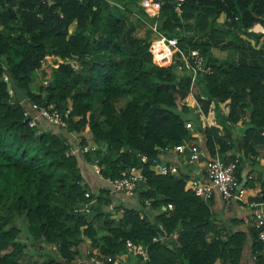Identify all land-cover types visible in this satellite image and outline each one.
<instances>
[{
    "label": "trees",
    "instance_id": "1",
    "mask_svg": "<svg viewBox=\"0 0 264 264\" xmlns=\"http://www.w3.org/2000/svg\"><path fill=\"white\" fill-rule=\"evenodd\" d=\"M145 5L153 6L152 15ZM219 12L239 29L259 24L264 35V0H183L178 11L168 0H0V264H81L75 257L83 249L97 257L124 253L116 264H239L245 232L219 227L209 200L193 193L188 174L160 149L200 140L209 157L239 153L253 172L257 161L249 154L264 143V65L198 51L209 70L194 74L193 91L207 96L204 111L209 98L215 101L219 134L182 102L191 70L183 64L176 74L175 47L168 58L154 59L159 50L134 31L149 21L165 43L170 37L179 42L193 29H210ZM47 55L58 62L42 65ZM5 69L27 102L67 109L66 128L42 119L29 126L23 104L7 91ZM187 119L192 130L183 125ZM85 144L93 149L83 151ZM136 153L173 162L177 171L156 173ZM93 161L110 178L140 164L145 180L127 202L101 181L90 191L82 172L93 174ZM257 172L255 199L264 201V169L259 165ZM254 182L250 175L243 186ZM91 199V219L73 211ZM248 234L247 252L263 264L262 243L253 228ZM125 239L144 246L145 257L124 252ZM27 245L38 249L25 251Z\"/></svg>",
    "mask_w": 264,
    "mask_h": 264
},
{
    "label": "built area",
    "instance_id": "2",
    "mask_svg": "<svg viewBox=\"0 0 264 264\" xmlns=\"http://www.w3.org/2000/svg\"><path fill=\"white\" fill-rule=\"evenodd\" d=\"M171 1L173 8L178 11L179 6L183 0H168ZM154 29V26L151 27ZM161 41L164 42V37L161 36ZM168 45L175 46V37H170L166 40ZM179 60L174 66L176 72H180L182 65L185 64L191 70L190 84L188 93L182 98V102L187 105L190 112L196 115L202 124L212 125L218 128V133L221 134L222 130L220 125L215 119L214 105L215 101L212 98L208 99L205 111L201 107V101L206 99L204 93L193 91V77L197 71L207 72L209 70L208 65L202 63L201 55L194 48L187 49L185 51H178ZM42 82H45L43 80ZM222 111L226 110V105L224 102L219 104ZM22 116L29 126H36L37 120L42 119L43 125H50L54 127H59L60 129L66 128V121L64 117L66 116L67 109L62 113L55 109L51 104L44 106L36 104L35 102H28L23 104ZM242 119L246 116L242 115ZM241 121L238 120L236 124ZM183 125L187 130L193 129V121L190 119L184 120ZM93 145L85 144L81 146L83 151L87 149H93ZM78 149L75 145L72 147L71 151ZM162 152L184 154V161L188 164L200 165L203 169V174L200 177H191L189 179V184L193 190V193L202 197L203 199H210L213 195H219L223 199H230L239 197L243 192V186L239 182V170L238 166L239 156L233 155L229 159L221 158L217 151H215L214 156L209 157L206 149L203 145L196 141L178 142L173 145H164L161 149ZM70 151V150H69ZM259 153H264V143H261L258 148V153L255 155L249 154V157L256 159L259 157ZM141 163L149 162L154 166V171L156 173H164L167 169L168 171L174 173L177 171V165L173 162L163 163L157 162L155 156L148 157L145 153H136ZM90 169L94 176L98 178L99 181L106 184L108 187V192L121 193L127 197L132 196V193L136 187H138L145 180V175L142 172L140 164L137 166H130L127 170L120 171L117 177H103L98 171V166L95 161L89 163ZM182 172V171H181ZM246 177H250L247 173ZM90 191H84V196L88 197ZM252 211H251V227L256 231V237L262 243L260 248L261 260L264 264V201L257 200L251 201ZM166 207L170 208V204L167 203ZM88 209L87 201H78L73 207V211L82 213L86 212ZM158 227L162 230L161 225ZM152 240L156 239V236L151 237ZM124 251H131L139 254L141 257H145L146 250L141 244L132 243L128 239L124 240ZM124 254L119 253L115 256L106 255L104 257H97L88 254L85 251V256L76 257L75 261L84 264H116V258L122 257ZM116 257V258H115Z\"/></svg>",
    "mask_w": 264,
    "mask_h": 264
},
{
    "label": "crops",
    "instance_id": "3",
    "mask_svg": "<svg viewBox=\"0 0 264 264\" xmlns=\"http://www.w3.org/2000/svg\"><path fill=\"white\" fill-rule=\"evenodd\" d=\"M145 7L154 11V9L148 5H145L144 9ZM148 15H152V12ZM224 19L225 18L222 12H219L215 17L212 26L210 25V29H205L202 33H198L197 29H193L184 35L182 41H176L177 47L180 50L194 48L199 51L201 49L213 57L225 58L231 62L245 64L260 63L264 65V35L261 33L260 25L253 23L252 26L247 29H239L234 25L226 24L229 20ZM143 25H145V28L139 26L137 31L135 27V33L139 36L147 37L150 43L159 50V54L155 55L154 59L168 58L170 56L171 46L161 41V36L156 34L157 32L151 28L154 26L153 23L149 24V21H145L143 22ZM235 128L237 130V127ZM71 136L69 134L68 138L75 142L77 137L74 136V138H72ZM183 142H187V139ZM99 146L102 151H106L105 143L99 142ZM183 155L184 154L182 153L176 154L170 152L166 154L165 157L172 159L173 162H177L180 171L185 173V171L190 170L196 177L200 176V174H202L200 165H185ZM256 161L257 166L260 165L264 169V153L259 154ZM246 166L249 171V164ZM257 166H254L253 172H250L252 177H254V185L248 187L243 186V192L239 197L223 199L219 195H214L209 200L210 207L219 227L221 224H231L233 228H237L245 232V242L240 253L239 264H254L251 255L247 252V245L249 240L248 231L251 229L250 223L252 220L251 201H253L255 196L259 193ZM82 174L88 177L90 188L94 190L99 182L98 178L93 174H90L87 170L83 171ZM114 195L119 196L120 199H125V202L126 200H132L131 197H127L123 194L115 193ZM87 205L88 211L85 213V217L87 219H91L95 214V201L91 200Z\"/></svg>",
    "mask_w": 264,
    "mask_h": 264
},
{
    "label": "water",
    "instance_id": "4",
    "mask_svg": "<svg viewBox=\"0 0 264 264\" xmlns=\"http://www.w3.org/2000/svg\"><path fill=\"white\" fill-rule=\"evenodd\" d=\"M169 2L171 3V1H169ZM5 72H6V79L8 81V85H9L10 91L13 94L12 98L14 100H16V101L21 102L22 104L26 103L27 99L24 97L25 89L17 86L14 83L11 75L7 72L6 69H5ZM239 166L241 167L239 182L242 184L244 182V180H245V175H246V172L248 170V167L246 165H244V161L242 159L239 160Z\"/></svg>",
    "mask_w": 264,
    "mask_h": 264
},
{
    "label": "clouds",
    "instance_id": "5",
    "mask_svg": "<svg viewBox=\"0 0 264 264\" xmlns=\"http://www.w3.org/2000/svg\"><path fill=\"white\" fill-rule=\"evenodd\" d=\"M153 30H155V29H153ZM156 31V30H155ZM156 34H158L159 36H161L158 32L156 33ZM173 47H175V49L177 50V52L180 50L178 47H177V45H176V38H175V46H172L171 47V52H172V48ZM181 51H185V50H181ZM171 52H170V54H171ZM56 62H58V59L56 60ZM175 71V70H174ZM176 72V71H175ZM178 73H180V72H176V74H178ZM5 78H6V76H4ZM7 91L10 93L11 91H10V88H9V85H8V87H7ZM12 93V92H11ZM26 103H28V102H26ZM25 104V103H24ZM186 139H184L183 141H185ZM188 141V140H187ZM190 141H192V140H190ZM196 142H199L201 145H202V143L200 142V140L198 141V140H196ZM258 149V148H257ZM218 153V152H217ZM238 155L239 156V160L241 159L240 158V155H239V153H234V155ZM219 155V154H218ZM257 159V158H256ZM256 159H254V160H256ZM190 165H193V164H190ZM244 165H245V163H244ZM201 167V166H200ZM240 167V166H239ZM240 170H241V167H240ZM240 170H239V180H240ZM201 171H202V174H203V169H202V167H201ZM249 171L247 170V172H246V174L248 173ZM184 173V172H183ZM185 173H187L188 174V181H189V179L191 178V177H196L193 173H191V171L190 170H187V171H185ZM202 174H200V176L202 175ZM251 175V174H250ZM200 176H198V177H200ZM247 177H246V175H245V179H246ZM244 182H245V180H244ZM243 182V183H244ZM243 183H242V186H243ZM90 191H92V189L90 188ZM113 194H115V193H113ZM118 194H121V193H118ZM196 195V194H195ZM214 196V195H213ZM129 197H131V196H129ZM212 198V197H211ZM210 198V199H211ZM210 199H206V200H210ZM92 200V199H91ZM91 200H89V201H91ZM88 201V202H89ZM253 201H257V199H254ZM88 202H87V204H88ZM88 206V205H87ZM253 207V206H252ZM87 211H88V209H87ZM86 211V212H87ZM85 212V213H86ZM252 228V227H251ZM223 232V231H222ZM85 251H88V249H83V257L85 256ZM125 252V251H124ZM88 253H89V251H88ZM81 254V255H82ZM89 254H91V253H89ZM124 254V253H123ZM124 256V255H123ZM122 256V257H123ZM76 257H80V255H78V256H76ZM75 257V258H76ZM81 264H84L83 262L81 263Z\"/></svg>",
    "mask_w": 264,
    "mask_h": 264
},
{
    "label": "rangeland",
    "instance_id": "6",
    "mask_svg": "<svg viewBox=\"0 0 264 264\" xmlns=\"http://www.w3.org/2000/svg\"><path fill=\"white\" fill-rule=\"evenodd\" d=\"M149 7H151V8H153V6L152 5H149ZM145 11H146V13L147 14H149L152 10L150 9V8H145L144 9ZM130 18H133L132 16L130 17ZM132 20V19H131ZM139 26H142V27H144L145 28V25H143V23L141 24V23H136L135 24V27H136V31H137V28L139 27ZM68 30H70V29H72V24H70L69 26H68V28H67ZM135 31V30H134ZM136 34V33H135ZM137 35V34H136ZM168 54V53H167ZM56 59H58V58H55V57H53V56H43V58L41 59V64L42 65H44V64H51V65H55V60ZM7 87H8V85H7ZM77 141V140H76ZM259 154H261V153H259ZM114 197H115V195H114ZM116 197H119V196H116ZM120 198V197H119ZM124 202H125V199L123 200ZM126 202H127V200H126ZM19 236H21V235H19ZM38 249V247H35V246H29V245H27L25 248H24V250L25 251H34L35 252V250H37Z\"/></svg>",
    "mask_w": 264,
    "mask_h": 264
}]
</instances>
